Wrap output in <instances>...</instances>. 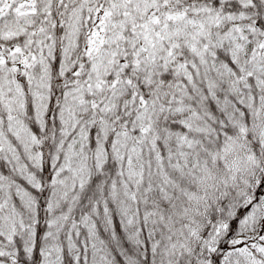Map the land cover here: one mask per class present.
Wrapping results in <instances>:
<instances>
[{"label": "snow or ice", "instance_id": "snow-or-ice-1", "mask_svg": "<svg viewBox=\"0 0 264 264\" xmlns=\"http://www.w3.org/2000/svg\"><path fill=\"white\" fill-rule=\"evenodd\" d=\"M0 264H264V0H0Z\"/></svg>", "mask_w": 264, "mask_h": 264}]
</instances>
